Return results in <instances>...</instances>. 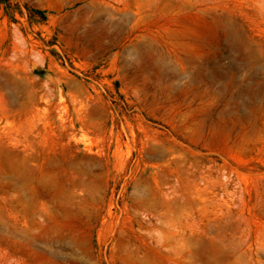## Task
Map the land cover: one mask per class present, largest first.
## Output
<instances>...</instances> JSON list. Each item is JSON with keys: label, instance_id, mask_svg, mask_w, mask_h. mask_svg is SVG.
<instances>
[{"label": "rangeland", "instance_id": "374dc122", "mask_svg": "<svg viewBox=\"0 0 264 264\" xmlns=\"http://www.w3.org/2000/svg\"><path fill=\"white\" fill-rule=\"evenodd\" d=\"M0 264H264V0H0Z\"/></svg>", "mask_w": 264, "mask_h": 264}]
</instances>
